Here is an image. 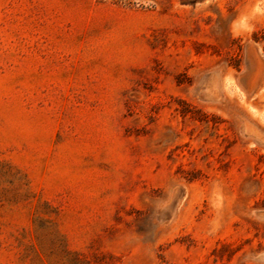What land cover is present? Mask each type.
<instances>
[{"label": "rangeland", "instance_id": "374dc122", "mask_svg": "<svg viewBox=\"0 0 264 264\" xmlns=\"http://www.w3.org/2000/svg\"><path fill=\"white\" fill-rule=\"evenodd\" d=\"M0 264H264V0H0Z\"/></svg>", "mask_w": 264, "mask_h": 264}]
</instances>
